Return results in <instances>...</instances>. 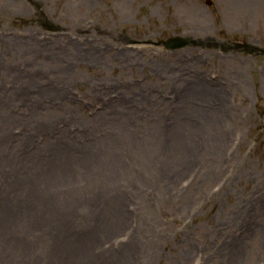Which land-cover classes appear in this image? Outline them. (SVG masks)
<instances>
[{"label":"rangeland","instance_id":"374dc122","mask_svg":"<svg viewBox=\"0 0 264 264\" xmlns=\"http://www.w3.org/2000/svg\"><path fill=\"white\" fill-rule=\"evenodd\" d=\"M0 264H264V0H0Z\"/></svg>","mask_w":264,"mask_h":264},{"label":"water","instance_id":"95a60500","mask_svg":"<svg viewBox=\"0 0 264 264\" xmlns=\"http://www.w3.org/2000/svg\"><path fill=\"white\" fill-rule=\"evenodd\" d=\"M158 44L163 45L166 49L175 50L188 46V44H191V40L182 36H174L161 40Z\"/></svg>","mask_w":264,"mask_h":264}]
</instances>
